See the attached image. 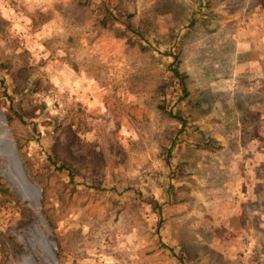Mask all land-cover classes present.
<instances>
[{
  "label": "rangeland",
  "instance_id": "1",
  "mask_svg": "<svg viewBox=\"0 0 264 264\" xmlns=\"http://www.w3.org/2000/svg\"><path fill=\"white\" fill-rule=\"evenodd\" d=\"M0 264H264V0H0Z\"/></svg>",
  "mask_w": 264,
  "mask_h": 264
},
{
  "label": "trees",
  "instance_id": "2",
  "mask_svg": "<svg viewBox=\"0 0 264 264\" xmlns=\"http://www.w3.org/2000/svg\"><path fill=\"white\" fill-rule=\"evenodd\" d=\"M103 24H104V23H103ZM174 76H175V78L178 79L180 86H183V81H182L183 79H182V76L179 75L178 72H174Z\"/></svg>",
  "mask_w": 264,
  "mask_h": 264
}]
</instances>
